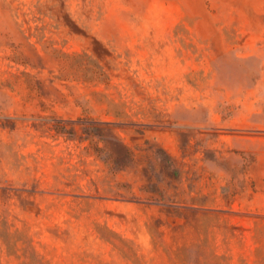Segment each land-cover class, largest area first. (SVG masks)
Returning <instances> with one entry per match:
<instances>
[{
    "label": "rangeland",
    "instance_id": "obj_1",
    "mask_svg": "<svg viewBox=\"0 0 264 264\" xmlns=\"http://www.w3.org/2000/svg\"><path fill=\"white\" fill-rule=\"evenodd\" d=\"M0 264H264V0H0Z\"/></svg>",
    "mask_w": 264,
    "mask_h": 264
}]
</instances>
